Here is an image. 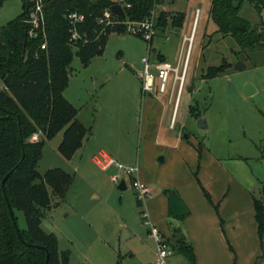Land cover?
Returning <instances> with one entry per match:
<instances>
[{
  "label": "rangeland",
  "instance_id": "1",
  "mask_svg": "<svg viewBox=\"0 0 264 264\" xmlns=\"http://www.w3.org/2000/svg\"><path fill=\"white\" fill-rule=\"evenodd\" d=\"M210 5V0H165L157 6V17L165 14L161 21L164 24L157 29L151 44L136 34L112 32L104 53L95 56L88 66H83L78 55L74 57L65 96L78 107L79 120L92 131L71 159L59 151L61 131L46 141L39 162L41 174L51 168H63L75 178L65 200L52 194V205L41 222L46 233L57 236L61 251L70 250V264L156 261V242L148 237L149 226L142 215L149 197L138 203L132 177L128 175H120L127 187L119 189V183L111 177L119 170L101 169L94 155L106 149L115 160L126 165L138 164L141 171L161 183L160 167L167 163L158 160L162 154L157 153L156 143L162 141L166 128L164 125L161 139L159 134L157 141L154 137L146 143L145 102L150 93L142 90V59L149 58L154 72L159 53L174 66L183 67L187 52L184 37L194 20L191 9L201 8V19L174 124L177 129L173 131L181 129L183 140L208 146L231 166L233 174L247 179L255 197H264V50H242L232 35L217 32V24L210 18ZM182 12L186 13V22L175 27L174 17ZM23 13V0H4L0 5V28ZM240 16L253 26H264V8L258 13L246 2ZM223 61L230 64L224 74L209 80L202 78L209 66ZM237 63L246 67L236 69ZM247 83L256 89L249 96L244 95ZM171 88L172 83L162 96H157L155 90L152 93L155 102L164 108L162 120L168 123L174 114V102H169ZM200 112L206 116L207 128L198 126ZM186 132L189 137H185ZM17 215L19 226L27 228L24 213L17 211ZM170 263L193 264L176 251L169 258Z\"/></svg>",
  "mask_w": 264,
  "mask_h": 264
},
{
  "label": "trees",
  "instance_id": "2",
  "mask_svg": "<svg viewBox=\"0 0 264 264\" xmlns=\"http://www.w3.org/2000/svg\"><path fill=\"white\" fill-rule=\"evenodd\" d=\"M3 1L0 0V5ZM210 2L209 14L217 24V32L223 36L232 35L242 50H264V26H253L250 20L240 16L246 2L260 13L264 0ZM130 3L132 6L126 8V16L121 18L145 20L154 7L153 0H130ZM112 4V0H45V24L30 35L32 26L26 18L31 0H23L24 13L0 28V79L4 86L0 88V264H46L47 258L43 250L33 244L26 245L19 238L8 200L18 226L17 211L25 215L27 228L19 226L23 238L29 243L37 242L48 247L49 264H70V250L61 251L57 236L46 233L41 222L46 209L52 205V194L60 201L65 200L75 178L63 168H51L41 174L39 162L46 141L61 131L63 139L58 147L67 159L76 154L92 131L79 120V109L66 98L65 90L69 86L76 55L83 66H88L95 56L104 53L110 33L125 32L123 25L102 31L98 18ZM72 11L85 15V22L79 25L84 39L78 42L71 40V24L67 16ZM162 15L165 14L157 17V29L164 24ZM174 19L173 25L182 27L186 13L182 12ZM229 67L226 61L209 66L202 78L214 79ZM200 115L201 112L197 114ZM35 133L41 134L38 140H33ZM10 172L3 186L4 176ZM206 194L210 198L207 191ZM253 202L258 233L263 240L264 197L254 196ZM166 238L174 251L196 263L193 244L182 227L172 224Z\"/></svg>",
  "mask_w": 264,
  "mask_h": 264
},
{
  "label": "crops",
  "instance_id": "3",
  "mask_svg": "<svg viewBox=\"0 0 264 264\" xmlns=\"http://www.w3.org/2000/svg\"><path fill=\"white\" fill-rule=\"evenodd\" d=\"M159 54L167 61L162 53ZM159 54L154 63L161 60ZM153 96L151 93L145 102L148 113L146 143L154 137L157 141L159 134L161 139L166 128L162 141L156 143V151L162 154L158 160L162 157L160 162L167 164L160 167L161 183L139 171L138 176L152 192L146 204L150 220L165 236L170 235L172 224L182 227L193 244L195 264H264V239L258 233L253 202L255 195L251 193L247 179L233 174L231 166L205 144L183 140L181 129L174 132L177 126L170 128L171 119L169 123L162 120L164 108L155 102ZM99 154L114 157L102 148L94 155V161ZM96 163L105 171L116 169L115 166L104 169L98 161ZM167 191L179 195L189 208L187 215L176 217L171 214ZM154 254L156 260L157 247Z\"/></svg>",
  "mask_w": 264,
  "mask_h": 264
},
{
  "label": "built area",
  "instance_id": "4",
  "mask_svg": "<svg viewBox=\"0 0 264 264\" xmlns=\"http://www.w3.org/2000/svg\"><path fill=\"white\" fill-rule=\"evenodd\" d=\"M113 4H121L125 10L130 8L132 4L130 0H112ZM165 0H153L154 7L150 11V15L145 20H130L128 18H121V14L113 10V6L104 10L103 14L98 18L99 24L102 26V31L107 27H117L123 25L126 33L139 35L146 39L148 42L154 39L157 33V6ZM45 0H31V6L26 18V22L31 24L30 35H34L36 29H40L45 24L44 6ZM193 24L189 33H185L184 44H187V52L183 60V67L181 65L174 66L169 60H160L155 63L156 72L151 70L152 66L148 57H143L144 71L141 73L142 90L144 93H153L155 90L159 96L167 93L170 84L172 83L171 94L169 102H174L173 116L170 121V128L174 127L178 115V109L182 99V92L186 84V77L189 70V61L193 52V46L197 36V30L200 23L201 8L193 10ZM124 16V17H125ZM71 24V40L78 42L83 40L84 37L79 32V25L85 22V15L79 11H72L67 16ZM86 36V35H85ZM88 42V39L85 40ZM46 44H42L44 48ZM177 86V91L176 90ZM175 91V92H174ZM40 133L33 135V140L40 138ZM96 161L104 168L108 169L115 166L119 172L113 174L111 177L116 183H121V174L132 177V187L136 192L138 201H146L151 196V191L147 183L140 179V168L137 165H126L113 159L109 155L99 154ZM123 179V178H122ZM143 219L149 226V234L155 239L157 246V258L154 264H169V258L174 254V249L168 243V238L161 232L157 225L150 220L149 213L146 209L142 211Z\"/></svg>",
  "mask_w": 264,
  "mask_h": 264
},
{
  "label": "water",
  "instance_id": "5",
  "mask_svg": "<svg viewBox=\"0 0 264 264\" xmlns=\"http://www.w3.org/2000/svg\"><path fill=\"white\" fill-rule=\"evenodd\" d=\"M113 10L118 13L121 14L122 16H125V10L123 8V6L121 4H114L113 5ZM246 67L245 64L243 63H237L236 65V69H242ZM256 89L254 88V86L251 83H247L246 87L244 89V95L249 96L253 93H255ZM198 126L199 127H203V128H207L208 127V123L206 120V116L204 115H200V117L198 118ZM185 136H188V133H185ZM23 143V140H22ZM25 157V153L23 154V158ZM163 158L161 157L160 160H162ZM163 161V160H162ZM11 174L8 173L6 176H4L3 178V186H5L6 181L8 180L7 178L9 177V175ZM127 187L126 185V180L125 178L121 181V183L118 185V188L121 190H124ZM169 207H170V212L171 214H173L176 217H183L185 215H187L189 208L188 206L185 205V203L181 200V198L179 197V195L177 193H175L174 191H171L169 193ZM8 200V198H7ZM8 207L9 210L11 211V217L13 220V225L16 227L17 233L19 238L22 240V242H24L26 245H35L37 248L43 250L46 253V264H49V260H50V251L48 249V247L37 243V242H33V243H29L28 241H26L20 231L19 226L17 225V220L15 218V214L14 211H12L9 200H8Z\"/></svg>",
  "mask_w": 264,
  "mask_h": 264
}]
</instances>
